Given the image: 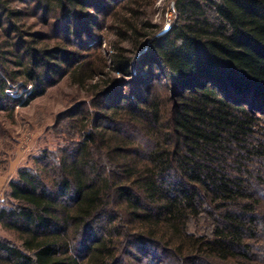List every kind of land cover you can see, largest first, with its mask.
I'll return each mask as SVG.
<instances>
[{
    "label": "trees",
    "instance_id": "1",
    "mask_svg": "<svg viewBox=\"0 0 264 264\" xmlns=\"http://www.w3.org/2000/svg\"><path fill=\"white\" fill-rule=\"evenodd\" d=\"M16 1L0 0V113L108 67L169 81L128 102L111 81L96 92L109 126L20 169L0 209V264H264V0H176L162 35L159 0ZM95 10L121 40L101 64L59 38ZM19 83L26 95L11 92Z\"/></svg>",
    "mask_w": 264,
    "mask_h": 264
},
{
    "label": "rangeland",
    "instance_id": "2",
    "mask_svg": "<svg viewBox=\"0 0 264 264\" xmlns=\"http://www.w3.org/2000/svg\"><path fill=\"white\" fill-rule=\"evenodd\" d=\"M16 2V6H28L22 1ZM175 4L176 0H159L152 10L153 21L160 26V33L168 25L171 27L175 21ZM90 12V19L79 23L78 27L73 25L71 38L66 36L65 26L59 38L65 43L71 41L72 45L85 42V54L90 52L92 61L101 64L103 59L108 60L115 54L113 44H119L121 40L110 29L105 28L106 23L109 25L112 21L106 17L108 11ZM92 21H96V28L91 25ZM26 22L29 25L35 24L33 32L48 31L53 35V26L50 30L44 28L33 17H28ZM50 22L53 25L54 19ZM103 36L107 39L106 42H103ZM104 72L105 75L90 79L84 85H78L71 76H67L49 89L45 96L37 98L27 106H19L13 115L0 113V209L9 203V183L18 177L20 169L32 167L34 160L44 151L55 152L67 146L73 138L77 139L85 128L87 132H91L97 125H110L106 116L108 113L104 109L106 102L110 101L104 96L96 95V92L103 90L102 88L107 87L111 81L118 80L121 84L117 91H122L127 100L125 102H128L133 99V90L139 86L144 89L150 86L162 89L169 81L154 67H134L127 77L110 67ZM152 74L156 76L155 80L151 78ZM19 86L20 83L11 92L15 94L18 91L19 96L26 95V91ZM96 88L99 90L96 91ZM0 235H5L1 227Z\"/></svg>",
    "mask_w": 264,
    "mask_h": 264
},
{
    "label": "water",
    "instance_id": "3",
    "mask_svg": "<svg viewBox=\"0 0 264 264\" xmlns=\"http://www.w3.org/2000/svg\"><path fill=\"white\" fill-rule=\"evenodd\" d=\"M170 26L168 25L159 35L165 34L170 30Z\"/></svg>",
    "mask_w": 264,
    "mask_h": 264
}]
</instances>
